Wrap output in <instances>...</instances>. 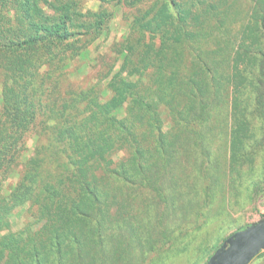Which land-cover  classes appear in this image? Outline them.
<instances>
[{
    "label": "trees",
    "instance_id": "obj_1",
    "mask_svg": "<svg viewBox=\"0 0 264 264\" xmlns=\"http://www.w3.org/2000/svg\"><path fill=\"white\" fill-rule=\"evenodd\" d=\"M99 1L0 0V187L16 174L0 194V264H138L137 244L156 250L208 220L222 190L210 146L217 108L231 161L263 145L264 0H248L241 23V0H129L127 45L106 84L64 86L69 61L112 18ZM30 130L37 142L24 157ZM117 180L151 190L155 208L132 219ZM26 203L33 220L11 230Z\"/></svg>",
    "mask_w": 264,
    "mask_h": 264
},
{
    "label": "rangeland",
    "instance_id": "obj_2",
    "mask_svg": "<svg viewBox=\"0 0 264 264\" xmlns=\"http://www.w3.org/2000/svg\"><path fill=\"white\" fill-rule=\"evenodd\" d=\"M85 1L86 7L92 9H97L101 3L99 0ZM106 1L102 2L103 6L113 12L112 18L99 36L89 37L82 49V54L69 61L64 86L84 87L96 84L98 87H103L107 82L106 72L114 64H119L120 59L116 61V57H119V53L123 55L127 45L124 41L129 28V20L136 5L129 3V0L125 2L123 0L119 5H115L113 0ZM247 3L248 0H241L238 3L241 8L240 12ZM244 16L245 11L242 10L237 17V23H241ZM117 67L118 65L114 69L116 70ZM110 94V91H106L104 97ZM221 114L220 108L214 111L210 146L211 160L215 163L213 171H219L220 189L222 190L216 193L213 202L204 210L209 216L208 220L199 227H187L184 233H179V230L175 231L174 238L157 247L156 250L149 251L146 246L137 244L134 252L143 251L144 253L143 261L138 264H204L208 256L228 235L264 216V181H260L264 170V141L262 146L249 148V152L238 161H231V136L228 134L229 127L226 121L222 120ZM260 121L261 118L257 112V121L254 119L250 122L251 130L257 131V139L261 136ZM168 126L166 122L165 128ZM34 132L30 130L25 136L26 142L21 145L20 153L24 157L31 154L37 142ZM178 147L181 150L183 144L178 143ZM120 155L121 153L114 158L117 159ZM182 162L186 163L183 160ZM15 181L16 174L4 178L0 194H8ZM256 181L259 183L258 187L253 184ZM114 184L117 186V202L126 204V207L122 209H126L128 216L132 219L143 216L144 205L150 206L151 211L155 208L154 194L151 190L123 184L119 180ZM224 187L226 191L231 190L233 192L231 195L234 197H228ZM32 209L34 208L29 203L15 206L10 214L11 230L17 231L33 220ZM120 210L119 205L111 206L112 213H118ZM149 218L152 223H155L154 216ZM177 224L178 221L175 218L173 226ZM106 241L109 242L110 238L107 237ZM253 259L248 264H264V254L261 255L260 260L258 257Z\"/></svg>",
    "mask_w": 264,
    "mask_h": 264
},
{
    "label": "water",
    "instance_id": "obj_3",
    "mask_svg": "<svg viewBox=\"0 0 264 264\" xmlns=\"http://www.w3.org/2000/svg\"><path fill=\"white\" fill-rule=\"evenodd\" d=\"M264 249V216L228 235L204 264H248Z\"/></svg>",
    "mask_w": 264,
    "mask_h": 264
},
{
    "label": "crops",
    "instance_id": "obj_4",
    "mask_svg": "<svg viewBox=\"0 0 264 264\" xmlns=\"http://www.w3.org/2000/svg\"><path fill=\"white\" fill-rule=\"evenodd\" d=\"M263 252H264V250H261V252H260L257 256H255L254 259L258 257V259L260 260L261 255L264 254ZM254 259H253V260H254Z\"/></svg>",
    "mask_w": 264,
    "mask_h": 264
}]
</instances>
